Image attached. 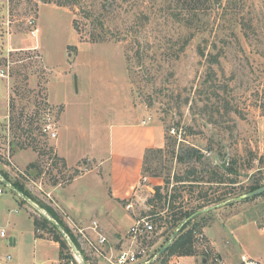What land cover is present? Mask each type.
I'll return each instance as SVG.
<instances>
[{
  "label": "rangeland",
  "instance_id": "rangeland-1",
  "mask_svg": "<svg viewBox=\"0 0 264 264\" xmlns=\"http://www.w3.org/2000/svg\"><path fill=\"white\" fill-rule=\"evenodd\" d=\"M0 72V177L36 204L0 180V230L6 231L0 255H10V264H68L67 251L32 222L45 216L41 204L66 222L46 196L55 187L51 197L72 207L67 217L84 226L96 220L103 231L97 212L108 207L103 191L109 188L98 178L106 179L112 126L141 119L162 129L164 142L152 147L161 149L149 152L147 167L161 172L162 182L170 179L174 209L164 208L158 219L161 203L149 207L153 193L139 187L141 198H130L129 213L147 217L153 232L134 245L161 254L182 233L174 235L171 218L182 211V196L188 207L201 203L199 192L207 194L202 201L219 196L224 185L212 172L222 176L229 166L235 173L223 177L237 181L234 195L201 211L208 224L197 226L176 255L212 264L214 229L205 236L203 228L214 221L236 227L250 215L264 221V192L234 201L251 185H264V0H2ZM49 124L55 137L43 130ZM58 139L83 154L68 165L56 153ZM185 148L199 159L186 157ZM191 166L203 179L187 194L172 179ZM120 203L119 233L109 242L116 252L132 243L133 220ZM227 233L216 242L239 262L248 245L241 232ZM250 244L264 254V239Z\"/></svg>",
  "mask_w": 264,
  "mask_h": 264
},
{
  "label": "crops",
  "instance_id": "crops-1",
  "mask_svg": "<svg viewBox=\"0 0 264 264\" xmlns=\"http://www.w3.org/2000/svg\"><path fill=\"white\" fill-rule=\"evenodd\" d=\"M141 120L137 123L132 122V124L128 125L118 124L112 126L109 137V152L108 155L105 156L106 159L104 158L108 161V167L106 166V179H104L103 177L98 178L99 183L102 186H105V183L108 184V191L105 192V190L103 189V192L106 197L105 199L107 200L109 205L108 207H102L100 211L97 212V216L103 223V232L108 238V246L114 252L116 251L113 249L112 246H110L109 242L117 238L113 236L114 234L119 233V231H117L115 222L118 219V210H120L118 206L121 207L120 202H126L127 205H130L129 208H131L132 202L129 201L130 198H141L138 194L139 187L146 188L150 193H153V187L155 185H163V182L159 177L146 176L147 179L145 180V182L141 181L142 163L145 150L147 148L160 147L164 142L162 129H160L159 127L155 128L152 126H144V123ZM56 153L60 157H63L68 163V165L71 164V162L76 161V157L81 156V154H83L79 153L77 155H74L70 147L67 148V146L64 145L60 139H58L57 142ZM77 178H74L73 181ZM57 189L59 188L55 187L52 190V193L54 194L55 190ZM53 203L54 205H57L59 208H61V211L65 214L66 211L71 212V209H69L68 207L70 205L66 203L65 199H59V201L56 202L53 198ZM127 205L126 207L122 208L127 211V213L130 215V209H128ZM137 218L133 217V222ZM107 219L109 220L108 222L106 221ZM207 228H209L210 230L214 229L212 232L214 238L212 240L209 238V243L210 247L213 250H216V258L214 259V261L216 262H211V260L210 263L241 264L239 263L240 261L233 262L231 258H228L227 255L229 251L227 253L224 252L223 248H221V245L216 242V240H226L228 238V231L230 235L237 234L239 232L242 233L243 238L241 242L242 244L244 243V245L248 246H246L247 251L245 253H242L241 255L247 254L246 256H249L250 258L258 261L259 263L264 264V254L258 249V244L256 245L257 249L250 244V241L255 242L257 240L259 243L262 239H264V221L254 219L252 215H250L249 219H245L236 227H233V224L232 226H230L229 223L225 221L223 225H220L217 221H214L213 223H211V225L202 229L205 236H207ZM119 240L121 239L118 238V241ZM9 241L11 244L15 242L14 239H9ZM224 253L227 255H225ZM190 259L191 257L189 256H179L175 254L170 257L167 264H195L192 262L193 259ZM202 263L205 264L204 261H202Z\"/></svg>",
  "mask_w": 264,
  "mask_h": 264
},
{
  "label": "trees",
  "instance_id": "trees-1",
  "mask_svg": "<svg viewBox=\"0 0 264 264\" xmlns=\"http://www.w3.org/2000/svg\"><path fill=\"white\" fill-rule=\"evenodd\" d=\"M160 149L161 148H158V149L147 148L145 150L143 163H142V176L160 177L162 175L161 172H157V170H155V168L147 167V160L149 157V152L157 151V150L160 151ZM194 151L195 150L192 148H185L183 152H184V155L186 154V157L193 158V157H196L194 154ZM184 158H185V156H179L178 155L176 157V160H177V162H182L184 160ZM196 159H199V156H197ZM229 173H232V174L235 173L233 171V169L231 168V166L225 168L222 176L216 172H212V174L214 176L213 179L215 180L214 182H216L219 185L220 184L224 185L223 192H221V194L215 198H210L208 200L202 201L201 198H206L207 194L203 195L202 192H199L197 199L199 201H201V203L199 202L196 206L188 207L187 206L188 205L187 204V198L186 197L183 198V196H182V199H186V200H182L183 201L182 202V208H183L182 211L180 210L179 212H177L178 215L176 213H174L171 217L175 227H179L180 225L183 224L181 229L178 232V233H180L182 231V233L179 234L177 236V238H175V240L172 242V244L170 246H168L165 251H163L161 254H157V261L152 263V264H167L170 257L172 255L177 254V252L181 249V247L184 244L191 242V239L193 237L194 232L197 229V226L201 225L203 227V226L208 224V222H203V221L201 222L200 218L202 217V215L205 214L204 212H201V211L211 203H219V202L227 201L228 199H230L232 197V195H234L232 186L235 185L237 183V181L235 180V178L223 177L226 175L228 176ZM195 174H197V171L195 170V167L191 166L188 169H186L182 175H175L172 180L175 182V184L180 185L179 187L182 191H186L187 194H192V192L196 188V186H194L193 183L194 182L197 183L199 181V179H203L201 176L200 177L194 176ZM209 181H211V180H208L207 182H209ZM163 182H164L163 185H155L153 187L152 196L147 198V200H146V204L149 207L154 206L153 205L154 200L161 203L160 209L162 208V210L155 212L156 216H158V219H163V217L159 216V215H160V212L164 210V208L167 207L168 210L174 209V206H173L174 198H171L168 195V186L170 184V179L165 178L163 180ZM228 185H230V188L227 187ZM14 186H16L18 189L21 190V188L18 185L14 184ZM260 186H263V185L259 184V183H255L254 185H251L244 193L251 191L255 188H258ZM216 191H219V190H216ZM248 199H250V198H248ZM245 200H247V199H245ZM23 201H25V200H23ZM41 206L60 225V227L66 233H68V235L70 236L72 241L78 247V244H77L75 238L73 237V235L70 233L66 223L63 222L62 219L58 217L56 212L50 206L48 207V206H46V205L44 206L42 204H41ZM152 213H154V212L152 210H150V214H152ZM196 219H199L200 221H198V220L195 221ZM33 224H34L35 230H44V231L50 233L52 235L54 241L58 242L59 248L65 249L67 251L64 254V257H65V260L68 264H70V261H73L75 264H78L74 260V257L70 251V246L68 245L67 240L63 237V235L58 230L56 225L50 219H48L46 216H42L40 219L33 218ZM85 259L88 260L87 258H85Z\"/></svg>",
  "mask_w": 264,
  "mask_h": 264
},
{
  "label": "built area",
  "instance_id": "built-area-1",
  "mask_svg": "<svg viewBox=\"0 0 264 264\" xmlns=\"http://www.w3.org/2000/svg\"><path fill=\"white\" fill-rule=\"evenodd\" d=\"M2 0H0L1 2ZM29 25H33L34 19L29 18L27 20ZM37 32L36 28L31 30V33L35 35ZM0 75H3V72H0ZM1 120V119H0ZM146 121H143L145 123ZM50 124L46 125L43 130L50 132ZM51 137H55V132H50ZM142 180H146L145 176H142ZM2 190L0 189V194ZM46 196L50 201H53L50 193H46ZM129 208L130 205H127ZM64 213V212H62ZM48 215V214H47ZM64 218L66 219V225L70 233L75 238L78 247L74 243L77 251L81 254V258L88 264L90 258L95 260L99 264H152L157 261V254L155 253H146V247L141 245H134L135 241L142 240L147 238L149 234L153 232V224L148 220L147 217H140L134 220L133 224L130 226L128 232L131 234L132 243L122 248L121 250L114 252L108 246V238L105 233L102 231L100 225L96 220H93L88 225H81L75 223L70 217H67V214L64 213ZM63 230V229H62ZM64 231V230H63ZM64 233L69 237L68 233ZM62 234V233H61ZM63 235V234H62ZM202 235V234H201ZM6 231L0 230V237H5ZM64 237V235H63ZM65 238V237H64ZM66 239V238H65ZM67 240V239H66ZM68 242V241H67ZM69 245V244H68ZM70 246V245H69ZM70 251L74 257L75 262L82 264L80 258L75 254V252L70 247ZM87 258L88 260H86ZM11 256L10 255H0V264H10ZM241 264H261L258 261L250 258L246 255H241L240 257ZM70 264H74L73 261H70Z\"/></svg>",
  "mask_w": 264,
  "mask_h": 264
},
{
  "label": "water",
  "instance_id": "water-1",
  "mask_svg": "<svg viewBox=\"0 0 264 264\" xmlns=\"http://www.w3.org/2000/svg\"><path fill=\"white\" fill-rule=\"evenodd\" d=\"M0 180H2V182H3V183H4V184H5L10 190H12L13 192H15L18 196H20L21 198H23L26 202L32 204L33 206H36V204H34V203L30 200V198H29L27 195H25L24 193H22V192H21L20 190H18L15 186H13L12 184H10L7 180L2 179L1 177H0ZM263 192H264V185H263V186H260V187H258V188H255V189H253V190H251V191H248V192H246V193H244V194H242V195H240V196L235 197V198H234V201H235V202L243 201V200H245V199H248V198L254 197V196H256V195L262 194ZM38 209H40V208H38ZM40 210H41V209H40ZM43 214H44L48 219H50V220L56 225V227L58 228V230L64 235V237L67 239L68 244L70 245V247L72 248V250H73V251L75 252V254L80 258L82 264H87V263L81 258V254L77 251V249H76V247H75L73 241L70 240L69 237L64 233V231L62 230V228L60 227V225H59V224H58L53 218H50V216H48V215L46 214V212L43 213ZM182 225H183V224H182ZM182 225H180V226L176 229V231L174 232V235H176V234L179 232V230L181 229ZM10 239H11V238H10ZM172 239H173V237L171 238V240H172ZM168 246H169V244L163 246V247L160 249V253H162L163 251H165V250L167 249Z\"/></svg>",
  "mask_w": 264,
  "mask_h": 264
}]
</instances>
